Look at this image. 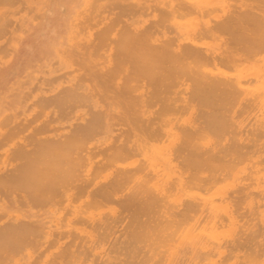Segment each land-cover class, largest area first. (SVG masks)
Segmentation results:
<instances>
[{
  "label": "bare ground",
  "instance_id": "bare-ground-1",
  "mask_svg": "<svg viewBox=\"0 0 264 264\" xmlns=\"http://www.w3.org/2000/svg\"><path fill=\"white\" fill-rule=\"evenodd\" d=\"M0 264H264V0H0Z\"/></svg>",
  "mask_w": 264,
  "mask_h": 264
},
{
  "label": "rangeland",
  "instance_id": "rangeland-1",
  "mask_svg": "<svg viewBox=\"0 0 264 264\" xmlns=\"http://www.w3.org/2000/svg\"><path fill=\"white\" fill-rule=\"evenodd\" d=\"M61 9V10H60ZM64 11L60 6L53 7L49 10L50 14L58 13V12ZM22 42V41H21ZM18 42L13 45L12 49L9 47V55L6 59L7 62V91L8 87H13L16 85L17 82L22 81L24 79V75L20 73L19 75L15 74V71L17 70V64H18V58L19 63L26 62L27 59H29L31 56L27 53L28 52V43L27 42ZM22 57V58H21ZM17 62V63H16ZM16 69V70H15ZM14 70V71H13Z\"/></svg>",
  "mask_w": 264,
  "mask_h": 264
}]
</instances>
